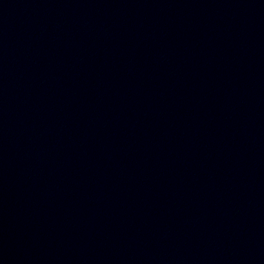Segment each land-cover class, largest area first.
Segmentation results:
<instances>
[{"label":"water","instance_id":"obj_1","mask_svg":"<svg viewBox=\"0 0 264 264\" xmlns=\"http://www.w3.org/2000/svg\"><path fill=\"white\" fill-rule=\"evenodd\" d=\"M0 264H264V0H0Z\"/></svg>","mask_w":264,"mask_h":264}]
</instances>
